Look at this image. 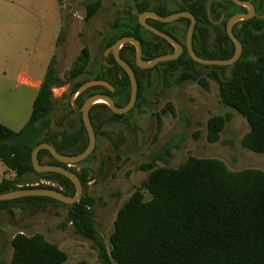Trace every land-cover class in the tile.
Masks as SVG:
<instances>
[{"label":"trees","instance_id":"1","mask_svg":"<svg viewBox=\"0 0 264 264\" xmlns=\"http://www.w3.org/2000/svg\"><path fill=\"white\" fill-rule=\"evenodd\" d=\"M224 1L231 3V0L212 2V20H216L224 10ZM207 2L180 0L176 8H171L155 0H144L137 2L135 7L139 6L136 9L137 15L152 11L162 17L187 11L196 20L194 33L219 32V27H215L207 18ZM100 5L98 1L87 5L85 21L95 15ZM147 23L164 32L162 27L166 24L152 19H147ZM178 23L183 24L181 31L185 33L189 20L182 18ZM238 25L241 29L235 27L236 32L264 34V20L243 21ZM119 27H124L123 33L108 39L104 51L119 38L131 36L140 42L142 60L145 62L172 52V47L163 39L138 24L137 16L134 23L116 24L113 28ZM222 27L224 33V22ZM235 37L242 45V53L228 67L198 65L184 50L177 60L140 70L135 66L134 47L124 45L120 50V58L132 68L137 81L136 102L127 114L138 108L143 100L144 87L151 80L146 75L149 70L164 65L163 73L159 74L162 79L179 72L180 81L197 82L206 88L197 69H211L210 78L218 85L220 103L236 111L249 127L240 140L241 147L264 155V36ZM61 38L62 33L58 41ZM182 38L184 40L185 36ZM192 46L194 52L204 59L226 60L234 53V46L227 36H193ZM89 60V51L83 48L64 80L59 78L51 61L25 125L15 132L0 124V161L7 171L14 174L11 178L1 180L0 194L24 188H49L67 196L75 194L74 186L65 177L55 173H36L31 164V152L37 145L47 143L59 154L73 156L80 154L87 146L88 137L81 115L80 129L74 134L69 135L52 128L51 116L58 103L53 90L65 83H73L71 96L75 95L81 85L92 80L105 81L114 89L110 92L103 87H93L84 91L75 98L74 106L69 104L70 113L74 112V107L80 109L84 100L94 94L108 95L118 107L128 103L129 80L113 57L109 55L98 65H92L91 69H88ZM226 70L229 75L225 74ZM98 110L106 112L104 120L94 118ZM89 118L96 138L99 135L108 137L101 130L102 125L108 121H121L125 114L115 115L104 103H100L90 108ZM95 119L99 120L98 124L94 123ZM230 119L229 114L208 119V143L219 140L220 133ZM92 155L80 164L86 163ZM37 160L39 164L67 168L54 160L46 150L38 153ZM140 169L149 171V174L117 210L109 237V249L97 233L93 214L89 210L93 201L88 197L81 198L73 205H65L50 198H22L0 204L22 202L25 207L43 208L49 204L67 207L65 223L71 224L77 235L92 243L100 264H264V171H231L219 159L193 156L176 168H157L152 159L141 165ZM69 170L78 176L82 187L87 185L86 169L79 172ZM28 175L35 177L36 185L25 182ZM11 246L13 252L9 264H65L67 260L66 253L41 234L26 236L17 233L11 240ZM76 264L88 263L80 261Z\"/></svg>","mask_w":264,"mask_h":264},{"label":"rangeland","instance_id":"2","mask_svg":"<svg viewBox=\"0 0 264 264\" xmlns=\"http://www.w3.org/2000/svg\"><path fill=\"white\" fill-rule=\"evenodd\" d=\"M97 1L100 8L85 21L87 5ZM142 1L0 0V68L5 67L8 72L4 80L0 77V124L18 131L30 115L37 92L19 84V71L27 68L36 79H43L53 61L59 78L64 80L83 48L89 51L88 69H91L109 57H103L107 40L123 33L124 27L113 28L114 25L134 23L139 9L135 5ZM155 2L176 8L180 0ZM176 24L183 27L181 23ZM60 33L62 38L58 41ZM10 39L14 49L8 51ZM163 67L146 72L151 80L144 87L138 108L125 114L121 121L102 125L101 130L108 137L96 138L92 157L86 163L67 166L76 172L87 171L88 183L82 187L81 198L92 199L89 210L97 233L108 249L116 212L147 178L149 171L141 170L140 166L152 159L157 168H176L193 156L219 159L231 171H264V155L241 147L240 140L249 127L236 111L220 103L218 85L210 78L212 70L197 69L206 83L205 88L197 82L180 81L179 72L162 79L159 74L163 73ZM225 74L229 75V71ZM72 84L67 82L53 90L58 103L51 116L52 128L69 135L80 129V109L74 107V112H69V104L73 105L76 98L70 95ZM225 114L231 119L219 140L208 143V119ZM96 117L104 120L107 114L98 110ZM98 122L94 120L95 124ZM25 182L37 183L33 175H28ZM145 198L148 199L147 194ZM67 209L57 204L43 208L25 207L22 202L0 204V264L10 263L11 240L17 233L43 235L66 253L65 264L80 261L100 264L92 243L65 223Z\"/></svg>","mask_w":264,"mask_h":264},{"label":"water","instance_id":"3","mask_svg":"<svg viewBox=\"0 0 264 264\" xmlns=\"http://www.w3.org/2000/svg\"><path fill=\"white\" fill-rule=\"evenodd\" d=\"M213 1L214 0H208V2L206 3V14H207V18L209 21H211L210 12H211V4ZM232 1L238 5L246 6L248 9V14L234 15L226 23V32H227L228 38L230 39V41L233 43V46H234L233 55L226 60L204 59V58L199 57L194 52L193 46H192V37H193L192 35L194 33L196 20L192 16L191 13L187 11H181V12H176L174 14H171L169 16H164V17L159 16L152 11H145V12L138 14L137 15L138 24L142 28H144L146 31L163 39L168 44L173 46L174 51L171 54L161 55V56L155 57L154 59L148 62H145L142 60V47H141L140 42L137 39L131 36H123L119 38L111 47L107 48L104 51L103 57L106 58L108 55H111L115 63L127 75L129 84H130V96H129L128 103L123 107H118L115 105L114 101L106 94H94L84 100L79 111L81 115L82 124L85 128V131L88 137V143H87L86 148L80 154L73 155V156L61 155L50 144H47V143H41L37 145L31 152V164H32L33 170L36 173H55V174H59L65 177L74 186L75 194L73 196H67L60 191H56L54 189H49V188H24V189H18L14 191H7V192L0 194V202L13 201V200L22 199V198H50V199L56 200L65 205H73L77 203L82 196V184L78 176L74 172L70 171L67 168H64L63 166L39 164L37 160L38 153L42 150H46L50 153V155L53 157L54 160H56L61 165H65L68 167H70L71 165L80 164L93 153L95 149V144H96V136H95L94 129H93V126L89 118L90 108L93 105H95L98 101H100L108 107L111 113L115 115H124V114H127L134 107L136 98H137L136 77H135V74L132 68L124 60L120 58V50L126 44L132 45L134 47L135 66L140 70L152 69L159 63L177 60L182 54V52L184 51V49L186 50L190 59L198 65L218 66V67L232 66L239 59L242 53V45L239 42V40L233 35L232 28L235 23L239 21L248 20L249 18H251L254 12L252 6L247 2H241L239 0H232ZM182 18L189 20V26L186 31L184 47L180 43L173 40L171 37L167 36L163 32L155 29L154 27L150 26L147 23V19H153L160 23L168 24V23L175 22ZM93 87H103L109 90L110 92H113L114 90L113 87L105 81L92 80V81L84 83L78 88V90L75 93L76 97L82 94L84 91L90 88H93Z\"/></svg>","mask_w":264,"mask_h":264},{"label":"flooded vegetation","instance_id":"4","mask_svg":"<svg viewBox=\"0 0 264 264\" xmlns=\"http://www.w3.org/2000/svg\"><path fill=\"white\" fill-rule=\"evenodd\" d=\"M239 1L249 3L252 6L253 11H254L253 16L251 18H249L248 20H244V21H251V20L263 21L264 20V13L261 14V12L263 11V7H264V1H262V0H239ZM210 14H211V12H210ZM237 14H248L247 7L244 5H238V4L234 3L232 0H231V3L224 1V10H222L220 12L219 17L216 20L211 19V21H210L215 27H219L220 31L219 32H207V33H193L192 36H227L228 37L227 32H226V23L232 16L237 15ZM223 22H224V33L221 31V30H223L222 29L223 28L222 27ZM240 22H243V21H239V22L235 23L233 28H232V32H233L234 36H264L263 33L236 32L235 27H237V29H241V26L238 25ZM176 23H178V20L175 22H172V23H168L165 26H163L162 27V29L164 30L163 33L169 37L173 36L174 38H172V37L171 38L173 40H175L176 42L180 43L184 47L185 39L183 40L182 36H186V32L183 33L181 31L182 27L180 28V26L177 25ZM163 24H165V23H163ZM146 36H150V35H146ZM168 45L171 46L170 44H168ZM171 47H172V52H173L174 48H173V46H171ZM183 52H182V54H183Z\"/></svg>","mask_w":264,"mask_h":264},{"label":"crops","instance_id":"5","mask_svg":"<svg viewBox=\"0 0 264 264\" xmlns=\"http://www.w3.org/2000/svg\"><path fill=\"white\" fill-rule=\"evenodd\" d=\"M6 48L8 49V51H11L14 49V44H13L11 39L8 41ZM5 70H6L5 67L0 68V72L2 71L0 73V77L3 80L5 78H7V74H8L7 70L6 71ZM17 80H18L19 84H22L27 89H29L31 91H36V92L38 91V89L41 85V81H42V79H36L35 76L30 74V72L28 71L27 68H25L22 71H19V73H17ZM35 97H34V99H35ZM34 99H33V101H34ZM32 104H33V102H32ZM30 114H31V112H30ZM28 119H29V117H28ZM28 119H27V121H28ZM15 132H17V131H15ZM13 176H14V174L10 171H7L6 168L4 167V165L0 161V182L3 178H11Z\"/></svg>","mask_w":264,"mask_h":264},{"label":"bare ground","instance_id":"6","mask_svg":"<svg viewBox=\"0 0 264 264\" xmlns=\"http://www.w3.org/2000/svg\"><path fill=\"white\" fill-rule=\"evenodd\" d=\"M98 102H100V101H98Z\"/></svg>","mask_w":264,"mask_h":264}]
</instances>
